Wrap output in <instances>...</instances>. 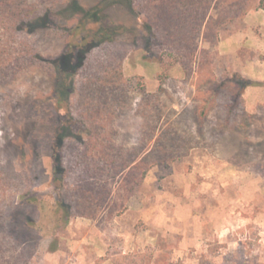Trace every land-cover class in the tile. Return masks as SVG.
<instances>
[{
  "label": "rangeland",
  "instance_id": "1",
  "mask_svg": "<svg viewBox=\"0 0 264 264\" xmlns=\"http://www.w3.org/2000/svg\"><path fill=\"white\" fill-rule=\"evenodd\" d=\"M69 1L0 0V264H264L259 0Z\"/></svg>",
  "mask_w": 264,
  "mask_h": 264
},
{
  "label": "trees",
  "instance_id": "2",
  "mask_svg": "<svg viewBox=\"0 0 264 264\" xmlns=\"http://www.w3.org/2000/svg\"><path fill=\"white\" fill-rule=\"evenodd\" d=\"M121 4L126 8H131L132 0H103L101 3L94 5L91 8L84 9L76 0L69 1L64 10L71 11L72 14H78L80 21L76 26L77 32H79L80 28H85L87 30V34L91 37L89 42L84 43L83 41L70 44V47L76 50H79L80 56L79 58H83L81 56L84 55L90 48L95 45L100 44L103 41L108 40L110 35L116 32V26L107 22L105 20L104 9L108 4ZM258 7L264 8V0H259ZM44 19V17H43ZM42 20V17L38 19V21ZM83 40V39H81ZM72 49L69 48L64 54H62L57 59V67L56 71V86L55 91L58 95L59 102L67 101L68 93L71 87L72 80L71 69H72ZM249 82L243 81L241 82V86H245ZM66 127L63 125L57 129V132L62 134ZM61 137V135H60Z\"/></svg>",
  "mask_w": 264,
  "mask_h": 264
},
{
  "label": "crops",
  "instance_id": "3",
  "mask_svg": "<svg viewBox=\"0 0 264 264\" xmlns=\"http://www.w3.org/2000/svg\"><path fill=\"white\" fill-rule=\"evenodd\" d=\"M261 12H264V9L259 8V10L248 12L246 14V23H249V20L252 19L255 23L264 27V15ZM248 26L250 25L248 24Z\"/></svg>",
  "mask_w": 264,
  "mask_h": 264
}]
</instances>
